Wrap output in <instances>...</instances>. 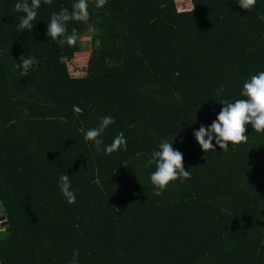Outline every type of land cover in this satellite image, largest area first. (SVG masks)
<instances>
[{
    "label": "trees",
    "instance_id": "trees-1",
    "mask_svg": "<svg viewBox=\"0 0 264 264\" xmlns=\"http://www.w3.org/2000/svg\"><path fill=\"white\" fill-rule=\"evenodd\" d=\"M191 1L86 0L88 19L74 21V0H41L21 31L16 0H0V264H69L73 250L79 264H264V133L245 125L247 142L214 152L192 136L264 71V0ZM61 9L72 45L45 35ZM26 55L35 64L21 76ZM106 115L103 144L123 132L126 150L84 141ZM161 140L190 177L154 196L144 162Z\"/></svg>",
    "mask_w": 264,
    "mask_h": 264
},
{
    "label": "clouds",
    "instance_id": "clouds-1",
    "mask_svg": "<svg viewBox=\"0 0 264 264\" xmlns=\"http://www.w3.org/2000/svg\"><path fill=\"white\" fill-rule=\"evenodd\" d=\"M48 3L49 0H43ZM241 9L251 11L256 4V0H235ZM41 0H16L14 9L23 13L19 18L18 28L21 31L33 28L32 21L37 16ZM86 0H74L71 11V19L74 21H85L88 19ZM67 10L61 9L59 12L50 14L46 24L45 35L49 40L63 45L65 42L72 45L75 42L74 35H66L65 21L68 19ZM258 19L264 20V16ZM20 63L14 65L20 69L21 76L26 75L30 65L35 64L34 57L24 56ZM63 59V58H61ZM224 91L223 86L217 89V95ZM239 95L242 99H234L231 102L221 100L222 105L215 119L207 126L201 125L192 131V136L202 152L218 147L226 151L230 146L247 142L248 136L245 134V125H250L251 129L257 133H264V71H259L251 75L243 82ZM114 123L111 116L100 118L98 127L89 128L83 131V139L90 142L92 147L109 155L115 151L126 150L127 144L123 132L117 133L110 144H103L100 138L104 129ZM172 142L161 140L155 149L152 150L149 158L145 160V166L154 164V171L149 173V181L153 187V195L160 196L167 188L169 182L179 180L183 183L190 177L188 170L182 165V153L172 147ZM57 187L60 194L68 204L76 201V195L71 190L69 176L61 174L57 180ZM79 251L73 250L69 264H79Z\"/></svg>",
    "mask_w": 264,
    "mask_h": 264
},
{
    "label": "rangeland",
    "instance_id": "rangeland-1",
    "mask_svg": "<svg viewBox=\"0 0 264 264\" xmlns=\"http://www.w3.org/2000/svg\"><path fill=\"white\" fill-rule=\"evenodd\" d=\"M189 1L190 0H176L178 9L180 10L189 9V6H188ZM87 39L88 37H83L81 39V41L83 42L81 43L82 49L80 52L75 54L74 58L70 62V67L75 74H80L82 73V70L83 71L85 70L86 61L90 55V49H91L89 44L85 42V40L87 41ZM0 216H2L1 212H0Z\"/></svg>",
    "mask_w": 264,
    "mask_h": 264
},
{
    "label": "crops",
    "instance_id": "crops-1",
    "mask_svg": "<svg viewBox=\"0 0 264 264\" xmlns=\"http://www.w3.org/2000/svg\"><path fill=\"white\" fill-rule=\"evenodd\" d=\"M188 3H189V4H188L189 9H191V8L193 7L192 1L190 0ZM190 7H191V8H190ZM179 10H180V9H179ZM185 10H187V9H185Z\"/></svg>",
    "mask_w": 264,
    "mask_h": 264
},
{
    "label": "built area",
    "instance_id": "built-area-1",
    "mask_svg": "<svg viewBox=\"0 0 264 264\" xmlns=\"http://www.w3.org/2000/svg\"><path fill=\"white\" fill-rule=\"evenodd\" d=\"M4 219H5V218H4L3 216H0V225H1L3 222H5Z\"/></svg>",
    "mask_w": 264,
    "mask_h": 264
}]
</instances>
